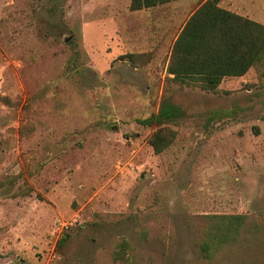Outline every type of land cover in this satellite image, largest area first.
<instances>
[{
  "label": "rangeland",
  "instance_id": "1",
  "mask_svg": "<svg viewBox=\"0 0 264 264\" xmlns=\"http://www.w3.org/2000/svg\"><path fill=\"white\" fill-rule=\"evenodd\" d=\"M203 1L135 14L130 0H0V264H212L199 252L205 216L264 227L261 71L217 92L168 80ZM222 6L264 24V0ZM131 52L152 59L137 68ZM165 95L186 117L156 154L141 120ZM213 264H264V234Z\"/></svg>",
  "mask_w": 264,
  "mask_h": 264
},
{
  "label": "trees",
  "instance_id": "2",
  "mask_svg": "<svg viewBox=\"0 0 264 264\" xmlns=\"http://www.w3.org/2000/svg\"><path fill=\"white\" fill-rule=\"evenodd\" d=\"M181 0H130V11L151 10ZM223 0H204L185 22L177 35L166 71L169 81L181 87H199L217 92L227 79L245 77L252 69L264 77V24L223 8ZM125 58L135 67H143L152 59L150 52H131ZM186 117L183 107L164 96L157 113L141 120L153 128L148 143L156 154L169 149L178 136L173 126ZM6 182L0 180V187ZM13 184V182H12ZM199 243L200 257L214 263L226 249L237 245L244 234H264V227L244 214H211ZM129 245L120 244L115 260L124 259Z\"/></svg>",
  "mask_w": 264,
  "mask_h": 264
},
{
  "label": "crops",
  "instance_id": "3",
  "mask_svg": "<svg viewBox=\"0 0 264 264\" xmlns=\"http://www.w3.org/2000/svg\"><path fill=\"white\" fill-rule=\"evenodd\" d=\"M192 1H193V0H192ZM223 1H224V0H223ZM223 1H222L221 4H220L221 6H222ZM227 1H228V0H227ZM179 2H180V1H179ZM175 3H176V2H175ZM129 6H130V2H129V5H128V10H129V12H131V13H135V12H133V11H130ZM227 6H228V5H227ZM161 7H163V6H161ZM222 7H223V6H222ZM262 7H263V6H261V9H262ZM158 8H160V7H158ZM158 8H155V9H158ZM197 8H198V7H197ZM197 8H196V9H197ZM223 8H225V7H223ZM155 9H151V10H143V11H136V12H141V13H142V12H149V11H154ZM196 9H195V10H196ZM226 9H227V8H226ZM259 9H260V8H259ZM195 10H194V11H195ZM228 10H230V9H228ZM194 11H193V12H194ZM231 11H232V10H231ZM193 12H192V13H193ZM192 13H191V15H192ZM135 14H136V13H135ZM137 14H139V13H137ZM191 15H190V16H191ZM190 16H189V17H190ZM243 16H244V15H243ZM189 17H188V18H189ZM246 17H248V16H246ZM249 18H250V17H249ZM187 20H188V19H187ZM187 20H186V21H187ZM253 20H254V19H253ZM255 21H256V20H255ZM184 24H185V23H184ZM184 24H183V25H184ZM182 27H183V26H182ZM171 51H172V48H171ZM171 51H170L169 57H170V55H171ZM169 57H168V59H169Z\"/></svg>",
  "mask_w": 264,
  "mask_h": 264
}]
</instances>
